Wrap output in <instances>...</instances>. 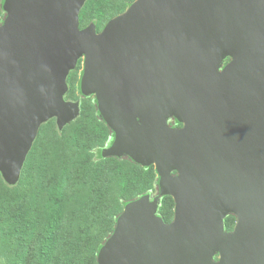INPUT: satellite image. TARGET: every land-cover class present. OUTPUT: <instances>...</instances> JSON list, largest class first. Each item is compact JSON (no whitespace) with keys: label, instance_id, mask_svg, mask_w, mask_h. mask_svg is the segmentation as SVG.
<instances>
[{"label":"water","instance_id":"water-1","mask_svg":"<svg viewBox=\"0 0 264 264\" xmlns=\"http://www.w3.org/2000/svg\"><path fill=\"white\" fill-rule=\"evenodd\" d=\"M85 2H2L3 180L18 181L42 124L79 115L64 95L82 60L78 90L112 134L101 156L158 179L157 196L123 207L97 264H264V0H135L99 32L79 27Z\"/></svg>","mask_w":264,"mask_h":264},{"label":"trees","instance_id":"trees-1","mask_svg":"<svg viewBox=\"0 0 264 264\" xmlns=\"http://www.w3.org/2000/svg\"><path fill=\"white\" fill-rule=\"evenodd\" d=\"M133 1L86 0L79 12V27L93 23L99 32ZM78 80L75 70L71 71L68 90ZM47 123L40 126L37 137ZM111 141V131L97 113L86 117L72 130L73 161L67 160L53 172L45 160L38 167V175L44 178L40 181L37 175L33 193L14 202L0 198V241L12 264H97L98 250L113 232L123 207L144 195H158L153 166L141 167L128 158H102L101 149ZM37 150L33 143L20 175L35 168ZM173 210V199L162 197L157 215L164 223L172 221ZM234 223L235 217L227 216L225 230Z\"/></svg>","mask_w":264,"mask_h":264},{"label":"rangeland","instance_id":"rangeland-1","mask_svg":"<svg viewBox=\"0 0 264 264\" xmlns=\"http://www.w3.org/2000/svg\"><path fill=\"white\" fill-rule=\"evenodd\" d=\"M102 1L103 0H100V2ZM2 2L3 0H0V24L5 18V13L2 10ZM130 4L131 2L126 6V8H123V12L128 8ZM228 62L229 59L226 62H224V65ZM74 70L77 79H79L80 73L82 71V60H80V62H77ZM72 86L73 87L69 88L68 90L69 92L66 93L65 95V97L68 96L69 98L66 97L65 99L79 103V115L75 119L65 124L61 130L57 129L54 121L49 120L47 121L48 123L46 122L47 124L41 130V134L38 137L36 136L33 142L38 147V150L35 152V157H34L35 168H33L30 171V173L26 175L23 174L25 172L22 171L18 181L13 185L7 184L0 175V198H3L8 202H14L21 199L23 194L29 195L33 193L35 187L37 186V175L39 171L38 167L41 166V164L46 160L48 166L52 169V171L56 172L63 166V164L67 160L72 159L73 161L74 155L72 154H74V149H73V145L70 142L72 130L79 123H82L84 119L86 120V117H89L90 115H94L97 113L98 118L101 119L99 115V110L96 105V101L94 99V95L93 94L88 96L81 95L78 90V82H75L74 85ZM168 124L169 126H173V127L176 125L172 120H169ZM107 147L108 145H105L104 148ZM92 154L96 155L94 150H92ZM102 158L106 159L111 157H102ZM43 178H44L43 174L38 175V179L40 181L43 180ZM85 190L86 188L83 191ZM77 201L78 200H76V202ZM232 229L230 230L226 229V231H231ZM3 246H4V242L0 241V264H12L13 259L6 256L5 249ZM216 259L217 258L215 257V260Z\"/></svg>","mask_w":264,"mask_h":264},{"label":"clouds","instance_id":"clouds-1","mask_svg":"<svg viewBox=\"0 0 264 264\" xmlns=\"http://www.w3.org/2000/svg\"><path fill=\"white\" fill-rule=\"evenodd\" d=\"M176 125H180V124H176ZM180 127H181V125H180ZM224 230H225V228H224ZM226 231V230H225Z\"/></svg>","mask_w":264,"mask_h":264},{"label":"flooded vegetation","instance_id":"flooded-vegetation-1","mask_svg":"<svg viewBox=\"0 0 264 264\" xmlns=\"http://www.w3.org/2000/svg\"><path fill=\"white\" fill-rule=\"evenodd\" d=\"M174 127H180V126H178V125H175Z\"/></svg>","mask_w":264,"mask_h":264}]
</instances>
